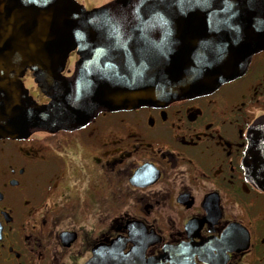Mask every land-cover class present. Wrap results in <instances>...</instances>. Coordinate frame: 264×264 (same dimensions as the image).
Wrapping results in <instances>:
<instances>
[{
	"label": "flooded vegetation",
	"instance_id": "obj_1",
	"mask_svg": "<svg viewBox=\"0 0 264 264\" xmlns=\"http://www.w3.org/2000/svg\"><path fill=\"white\" fill-rule=\"evenodd\" d=\"M262 118L264 50L211 94L0 139V264H106L112 242L134 264H264V191L242 167ZM73 174L86 188L67 199Z\"/></svg>",
	"mask_w": 264,
	"mask_h": 264
},
{
	"label": "water",
	"instance_id": "obj_2",
	"mask_svg": "<svg viewBox=\"0 0 264 264\" xmlns=\"http://www.w3.org/2000/svg\"><path fill=\"white\" fill-rule=\"evenodd\" d=\"M262 50L264 0H113L92 10L0 0V139L72 133L102 113L211 94ZM27 72L46 103L24 86ZM242 167L264 191V118L249 128ZM115 244L106 264H134Z\"/></svg>",
	"mask_w": 264,
	"mask_h": 264
},
{
	"label": "rangeland",
	"instance_id": "obj_3",
	"mask_svg": "<svg viewBox=\"0 0 264 264\" xmlns=\"http://www.w3.org/2000/svg\"><path fill=\"white\" fill-rule=\"evenodd\" d=\"M77 57L75 56H70L69 60H68V63H67V66H66V69L72 71L73 69V64L74 62L76 61ZM23 83H24V86L29 89L30 93L32 96H36L38 101L41 102L43 101L44 99H46L39 91V89L37 88V86L35 85V83L33 82V78H32V75L31 73H26V75L24 76L23 78ZM79 143V142H77ZM78 156L80 158V160H83L82 156H85V157H88L89 156V153H88V150L82 146V145H78ZM82 165V164H80ZM86 174L85 175H80V174H73V183L71 184V182L68 183L69 187H70V194L67 195V199L69 197L72 196V193H73V196L75 195H78V197H82L83 194H84V191H85V186H86ZM60 198H54V201L55 203H59V204H62L63 200H59Z\"/></svg>",
	"mask_w": 264,
	"mask_h": 264
}]
</instances>
